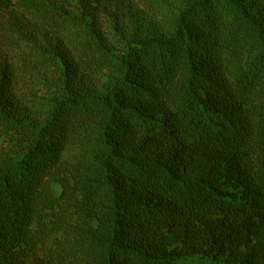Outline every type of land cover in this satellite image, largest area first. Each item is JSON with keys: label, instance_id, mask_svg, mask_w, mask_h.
Segmentation results:
<instances>
[{"label": "trees", "instance_id": "trees-1", "mask_svg": "<svg viewBox=\"0 0 264 264\" xmlns=\"http://www.w3.org/2000/svg\"><path fill=\"white\" fill-rule=\"evenodd\" d=\"M138 1L0 0V264H264V0Z\"/></svg>", "mask_w": 264, "mask_h": 264}, {"label": "rangeland", "instance_id": "rangeland-1", "mask_svg": "<svg viewBox=\"0 0 264 264\" xmlns=\"http://www.w3.org/2000/svg\"><path fill=\"white\" fill-rule=\"evenodd\" d=\"M126 1L128 2L125 6L127 7V9L128 8L132 9L136 13L138 12L137 11L138 9L139 11L144 12V14L149 15L150 12L148 11L149 10L148 5H145L144 1L141 2L138 0H126ZM169 1H171V4L174 3L172 0ZM162 18L163 16L161 17V15H158L157 17L154 18V22H157L158 24L161 25ZM151 28L153 27L150 25V27L147 29L148 30L147 32L153 31L151 30ZM106 85H107V78H103V80H99L95 83V87L98 89H103ZM34 90L36 91L37 97L40 100V106L37 108L38 109L37 111L41 113L42 111L47 110L51 106L52 103L51 101L54 99V92L48 87V79H45L44 77L41 78V76H38L36 78V81L34 82Z\"/></svg>", "mask_w": 264, "mask_h": 264}]
</instances>
